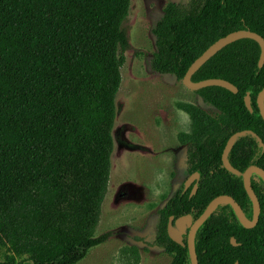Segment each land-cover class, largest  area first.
<instances>
[{
  "label": "trees",
  "instance_id": "obj_1",
  "mask_svg": "<svg viewBox=\"0 0 264 264\" xmlns=\"http://www.w3.org/2000/svg\"><path fill=\"white\" fill-rule=\"evenodd\" d=\"M129 6L130 0H0V264H76L105 241L94 230L109 181ZM237 30L264 39V0L169 3L152 29L151 68L181 81L212 43ZM259 55L255 41L240 39L192 75L193 82L223 79L237 88L196 92L218 116L177 104L190 120L179 140L188 143L190 172L201 176L194 196L178 191L161 212L157 242L176 254L173 264L190 260L167 237L169 215H199L228 195L252 216L242 177L222 167L221 154L231 135L252 131L262 145L252 135L239 137L227 159L240 172L250 165L264 170ZM251 187L260 205L255 227L245 229L222 205L197 232L198 264H264V183L254 175Z\"/></svg>",
  "mask_w": 264,
  "mask_h": 264
},
{
  "label": "rangeland",
  "instance_id": "obj_2",
  "mask_svg": "<svg viewBox=\"0 0 264 264\" xmlns=\"http://www.w3.org/2000/svg\"><path fill=\"white\" fill-rule=\"evenodd\" d=\"M184 1L130 0L123 23L128 46L115 98L109 181L94 230L95 237L106 238L76 264L172 261L153 241L158 209L186 176L185 148L177 137L189 131L190 120L177 104H193L211 117L219 114L173 75L151 68L152 29L167 4Z\"/></svg>",
  "mask_w": 264,
  "mask_h": 264
},
{
  "label": "water",
  "instance_id": "obj_3",
  "mask_svg": "<svg viewBox=\"0 0 264 264\" xmlns=\"http://www.w3.org/2000/svg\"><path fill=\"white\" fill-rule=\"evenodd\" d=\"M240 39H251L259 45L260 55H259V60H258V68H261L264 64V39L260 35L252 31L237 30V31L231 32L225 35L224 37H221L218 40H216L199 57H197L187 69L184 77L181 80L182 84L187 89L191 90L192 92H197L198 90L205 88V87H209V86H217V87L226 89L230 91L231 93H237V88L226 80L206 79V80H202L198 82H193L191 80V77L205 62H207L211 57H213L218 51H220L225 46L237 40H240ZM244 104L247 107V109L251 111L249 91H247L244 95ZM256 105L259 111V115L264 121V87L257 94ZM245 135H252L262 145L260 139L252 131L245 130V131L236 132L226 142V145L222 153V162H223L224 168L227 171L231 172L234 175L242 177L243 187L252 203V218L248 219L245 216L240 205L231 196L219 195L215 197L214 199H212V201H210V203L207 205L203 213L194 221V223L190 227L187 245H188L189 258H190L191 264H198L197 255H196L195 247H194L195 231L216 211V209L219 206L228 204L233 210L239 223L245 229H251L255 227V225L258 222L259 214H260V205H259L258 198L255 195L251 187V175L252 174L257 175L264 183V170L255 165H250L243 172H240L239 170L233 168L227 159V155L230 149L232 148L233 144L235 143L236 139L239 137L245 136ZM171 220L172 218L170 219L169 224H168V234L170 238L173 239L175 242L182 244L180 240V234L177 233V231L172 227ZM184 222L190 225V222H191L190 216H186L184 218L179 219L176 222V225L179 228L183 229ZM231 243L232 245H237L233 238H231ZM235 264H238V263L236 262Z\"/></svg>",
  "mask_w": 264,
  "mask_h": 264
},
{
  "label": "flooded vegetation",
  "instance_id": "obj_4",
  "mask_svg": "<svg viewBox=\"0 0 264 264\" xmlns=\"http://www.w3.org/2000/svg\"><path fill=\"white\" fill-rule=\"evenodd\" d=\"M179 136L177 137L178 139V142L184 146V154H185V172H186V176L184 178V180L182 182L179 183V185L176 187V189L172 192V194L165 199V201L163 202L162 206L158 209L157 211V221H156V225H155V229H154V241H153V245L157 248V249H161L163 250L165 253H167L168 255H170L172 257V261L170 264H173L174 260H175V257H176V254L174 252H169L168 250H166L164 247H162L161 245L158 244L157 242V238L159 237V231L157 230V226L158 224L160 223V220H161V212L162 210L166 207L167 203L169 202V200L178 192V191H181V193H188V197L191 198L192 196H194L198 190V185H199V181H200V173L197 172V171H193V172H190V162H189V158H188V143H182L180 140H179ZM232 136V135H231ZM230 136V137H231ZM229 137V138H230ZM228 138V139H229ZM224 150V149H223ZM223 153V151H222ZM228 156V155H227ZM229 162V161H228ZM230 163V162H229ZM221 165L222 167L223 166V162H222V154H221ZM231 165V164H230ZM234 168V167H233ZM231 173V172H230ZM197 175V176H196ZM254 175L255 174H252L251 175V178H254ZM257 176V175H255ZM243 182V181H242ZM219 196V195H218ZM217 197V196H216ZM214 199V198H213ZM212 201V200H211ZM210 203V202H209ZM208 203V204H209ZM207 204V205H208ZM222 206V205H221ZM219 206V207H221ZM207 207V206H206ZM205 207V208H206ZM218 207V208H219ZM218 208L216 209V211L218 210ZM231 208V207H230ZM205 210V209H204ZM203 210V211H204ZM202 211V213H203ZM215 211V212H216ZM214 212V213H215ZM201 213V214H202ZM193 215V209H191V213H182L180 215H169L168 216V219H167V223H166V234H167V237L170 239V241H172L173 243L179 245L181 248H184L186 249L187 251V254H188V257H189V251H188V245H187V242H188V238H189V232H190V227L191 225L194 223V221L201 215ZM186 216H190L191 218V222H190V225L187 224L186 222L183 223L184 225V228L181 229L179 228L177 225H176V222L181 219V218H184ZM246 216V215H245ZM247 217V216H246ZM172 218L171 220V225L172 227L177 231V233L180 234V240L182 242V244H179L177 242H175L173 239L170 238L169 234H168V224H169V221L170 219ZM248 218V217H247ZM252 216L248 219H251ZM200 228V227H199ZM199 228L195 231V234H194V247H195V241H196V235H197V232L199 230ZM138 238H141V237H138ZM232 238V237H231ZM231 238H230V242H231ZM234 239V238H233ZM143 239H140L139 241H142ZM235 240V239H234ZM196 252V250H195ZM190 260V258H189ZM198 260V259H197ZM191 264V262H190Z\"/></svg>",
  "mask_w": 264,
  "mask_h": 264
}]
</instances>
